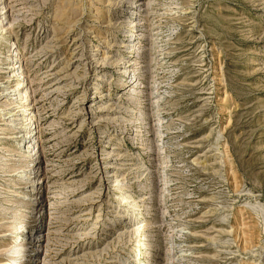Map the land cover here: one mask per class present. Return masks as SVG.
I'll return each instance as SVG.
<instances>
[{
    "label": "rangeland",
    "instance_id": "1",
    "mask_svg": "<svg viewBox=\"0 0 264 264\" xmlns=\"http://www.w3.org/2000/svg\"><path fill=\"white\" fill-rule=\"evenodd\" d=\"M0 24V264H264V0H0Z\"/></svg>",
    "mask_w": 264,
    "mask_h": 264
},
{
    "label": "bare ground",
    "instance_id": "2",
    "mask_svg": "<svg viewBox=\"0 0 264 264\" xmlns=\"http://www.w3.org/2000/svg\"><path fill=\"white\" fill-rule=\"evenodd\" d=\"M3 24H0V29H1V31L3 32ZM131 35H132V33H131ZM7 66H9V65H7ZM12 68V67H11ZM7 80V79H6ZM1 86V85H0ZM5 86V85H4ZM5 89L6 88H8V86H6V87H4ZM4 88H2V89H4ZM15 91H16V95L18 94V96H19V90L18 89H14ZM6 91V90H5ZM2 92V91H1ZM5 93V92H4ZM6 94H8V95H10V93L8 92V93H6ZM4 106H6V109H8L9 110V112L11 113L10 115H12V119H11V121H12V124L15 126V127H25L26 125V123L24 122V121H26V119H27V117H26V115L27 114H25V110H26V108H22V109H20V110H22V112L21 113H19L18 111H19V109H16V110H14V100H12L11 98H9V99H5V102H4ZM15 106H17V105H15ZM10 123V122H9ZM25 130V129H24ZM29 130L27 131V130H25V131H23V130H21V133H22V136H23V138L26 140V142H27V144H29V143H31V140H30V138H28L30 135H29ZM26 138H28V139H26ZM20 144H21V142H20ZM31 145V144H30ZM27 147H29V145H27ZM29 151L31 152V149L29 148ZM33 152V151H32ZM32 172L34 173V171L32 170ZM24 179L26 180V181H34V179H36L37 180V176H36V174H31V172H29V173H25L24 175ZM35 180V181H36ZM24 183H26V182H24ZM36 185V184H35ZM28 186H31V188L29 189V191H31L33 194H29V193H27V194H25V199L26 200H34L33 198H36L35 196H34V194H35V191H34V189H35V186H34V183L32 182V184H30V185H28ZM37 201V200H36ZM22 246V245H21ZM23 247V246H22Z\"/></svg>",
    "mask_w": 264,
    "mask_h": 264
}]
</instances>
